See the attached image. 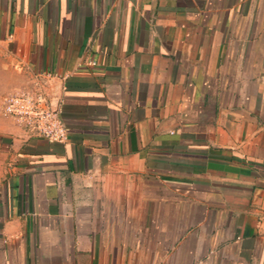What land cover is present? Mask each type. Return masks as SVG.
Segmentation results:
<instances>
[{
    "label": "crops",
    "instance_id": "obj_1",
    "mask_svg": "<svg viewBox=\"0 0 264 264\" xmlns=\"http://www.w3.org/2000/svg\"><path fill=\"white\" fill-rule=\"evenodd\" d=\"M0 49L67 132L0 110V264H264V0H0Z\"/></svg>",
    "mask_w": 264,
    "mask_h": 264
},
{
    "label": "built area",
    "instance_id": "obj_2",
    "mask_svg": "<svg viewBox=\"0 0 264 264\" xmlns=\"http://www.w3.org/2000/svg\"><path fill=\"white\" fill-rule=\"evenodd\" d=\"M90 64L95 62L91 61ZM63 80L64 76L57 73L36 72L33 84L28 90L9 93L0 99V110L33 136L64 142L67 132L64 120L59 114V100L49 92L54 83H62Z\"/></svg>",
    "mask_w": 264,
    "mask_h": 264
},
{
    "label": "rangeland",
    "instance_id": "obj_3",
    "mask_svg": "<svg viewBox=\"0 0 264 264\" xmlns=\"http://www.w3.org/2000/svg\"><path fill=\"white\" fill-rule=\"evenodd\" d=\"M7 51L0 49V99L15 86L20 84L22 74L19 67H14L7 57ZM6 152L0 146V175L6 163Z\"/></svg>",
    "mask_w": 264,
    "mask_h": 264
}]
</instances>
